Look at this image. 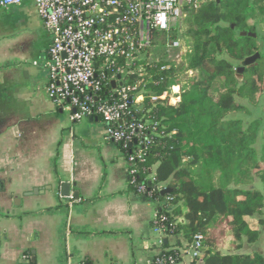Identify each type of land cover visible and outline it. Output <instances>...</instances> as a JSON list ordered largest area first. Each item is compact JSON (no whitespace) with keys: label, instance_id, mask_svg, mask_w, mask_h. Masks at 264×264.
<instances>
[{"label":"trees","instance_id":"obj_1","mask_svg":"<svg viewBox=\"0 0 264 264\" xmlns=\"http://www.w3.org/2000/svg\"><path fill=\"white\" fill-rule=\"evenodd\" d=\"M263 34L264 0H207L186 9L179 24L154 44L159 60L149 70L152 83L134 108L135 120L150 125L140 139L117 144L125 157L136 158L138 173L130 190L136 193V184H142L161 200L166 234L183 235L187 244L195 235L203 237L202 264H264L259 254H232L243 240L255 243L254 226L264 224L263 194L250 187L255 180L264 186ZM167 40L188 49L180 64L167 60V54L176 53L166 51ZM256 54L260 58L239 80L241 63ZM165 64L171 68L161 72ZM216 83L223 86L213 97ZM176 84L183 91L178 105L149 99ZM169 256L175 264L182 260L178 250L159 255L164 264H170Z\"/></svg>","mask_w":264,"mask_h":264},{"label":"crops","instance_id":"obj_2","mask_svg":"<svg viewBox=\"0 0 264 264\" xmlns=\"http://www.w3.org/2000/svg\"><path fill=\"white\" fill-rule=\"evenodd\" d=\"M52 38L34 3L0 7V264H153L169 250L198 264L183 235L157 244L159 207L130 190L106 123L75 122L47 96ZM254 227L258 240L232 254L264 258V224Z\"/></svg>","mask_w":264,"mask_h":264},{"label":"built area","instance_id":"obj_3","mask_svg":"<svg viewBox=\"0 0 264 264\" xmlns=\"http://www.w3.org/2000/svg\"><path fill=\"white\" fill-rule=\"evenodd\" d=\"M25 2L35 4L53 37L46 64L47 96L59 108L70 111L75 122L100 117L107 125L108 142L126 144L140 139L150 124L136 121L134 108L144 101V88L152 83L149 70L159 60L154 44L160 43L163 34L179 24L186 9L196 8L198 0H2L0 7L8 9ZM168 50L176 52L167 54V60L176 65L188 52L178 40H167ZM170 68L165 64L160 71L167 72ZM182 93V86L176 84L162 95L148 94L152 102L176 106ZM151 127L156 132L158 123ZM137 160L144 161L142 153ZM135 161V157L128 158L130 184L136 183ZM136 189L137 195L146 194L157 207L162 204L152 192H146L145 185L136 184ZM166 221L158 211L153 229L159 246L163 245L167 232ZM202 244L201 235H195L192 243L187 244L198 264H202ZM178 251L182 256L183 252ZM167 261L175 264L172 256ZM154 262L164 264L159 256Z\"/></svg>","mask_w":264,"mask_h":264},{"label":"water","instance_id":"obj_4","mask_svg":"<svg viewBox=\"0 0 264 264\" xmlns=\"http://www.w3.org/2000/svg\"><path fill=\"white\" fill-rule=\"evenodd\" d=\"M243 35H246V34L243 33ZM251 36L256 37V35H251ZM259 58H260V54H256L255 56L250 57V58H247L246 60H244L241 63V67L237 71L238 72L237 73V77H238L239 80H242L243 79L242 73L244 72L245 68L248 67V66H251V65L255 64ZM37 192L38 191L36 190L33 193H37ZM33 193H29L28 195H32ZM70 195H71V193H70V184L69 183L63 184L62 185V196L69 197ZM74 197L75 198H78L79 196H78V194H75ZM33 261H34V259H33Z\"/></svg>","mask_w":264,"mask_h":264},{"label":"rangeland","instance_id":"obj_5","mask_svg":"<svg viewBox=\"0 0 264 264\" xmlns=\"http://www.w3.org/2000/svg\"><path fill=\"white\" fill-rule=\"evenodd\" d=\"M206 1L207 0H198L199 4H204V3H206ZM222 86H223V83H216L214 85L212 91H211V95L213 97H217L219 95L220 91L222 90ZM245 104L248 105L246 102H245ZM236 116L237 115L234 114V113L231 114V117H236ZM250 187L253 188V189H257V190L261 191L264 194V186L259 180H255L253 183H251ZM263 199H264V197H263ZM255 218L257 219L258 217L256 216Z\"/></svg>","mask_w":264,"mask_h":264}]
</instances>
